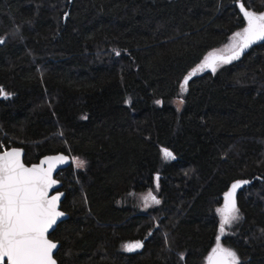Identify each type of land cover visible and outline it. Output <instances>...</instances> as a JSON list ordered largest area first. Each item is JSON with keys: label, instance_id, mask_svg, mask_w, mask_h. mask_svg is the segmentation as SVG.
Segmentation results:
<instances>
[{"label": "trees", "instance_id": "1", "mask_svg": "<svg viewBox=\"0 0 264 264\" xmlns=\"http://www.w3.org/2000/svg\"><path fill=\"white\" fill-rule=\"evenodd\" d=\"M239 1L264 14V0H0V144L26 165H83L56 175L57 264H206L217 237L264 264V39L211 62L247 27ZM145 192L159 203L142 210Z\"/></svg>", "mask_w": 264, "mask_h": 264}, {"label": "snow or ice", "instance_id": "2", "mask_svg": "<svg viewBox=\"0 0 264 264\" xmlns=\"http://www.w3.org/2000/svg\"><path fill=\"white\" fill-rule=\"evenodd\" d=\"M241 12L248 25L243 30L242 51L256 40L264 39V15L257 16L245 10L243 5H241ZM239 55L240 52H236L229 59H234ZM207 66L210 65L205 63L200 68ZM213 71H215L214 67ZM188 79L189 77L185 78L184 84L181 85L182 88L187 85ZM162 151L165 158L172 157V153L168 150ZM20 156L21 153L18 150L5 151L0 154V264H4L5 258L7 264H55L52 250L56 248V244L46 237V233L63 213L57 211L56 208V201L59 197L47 198L49 188L55 184L51 178V165L47 170L39 165L25 167ZM53 159L63 160L64 157ZM79 163L82 166V162ZM232 187L235 190L239 184H234ZM233 195L234 192H230L225 197V209L221 210V233L224 232L225 225H229L238 218L234 214L237 211L234 199L228 203ZM148 198L159 203L151 193L145 197L146 200ZM219 239L217 237L218 247ZM139 246L128 247L132 250ZM213 251L215 252L216 249ZM221 251L227 257L232 258L233 264H239L235 253L224 249Z\"/></svg>", "mask_w": 264, "mask_h": 264}, {"label": "water", "instance_id": "3", "mask_svg": "<svg viewBox=\"0 0 264 264\" xmlns=\"http://www.w3.org/2000/svg\"><path fill=\"white\" fill-rule=\"evenodd\" d=\"M241 5H243L242 2H240V1L237 2V10L240 12V14L246 20V18L244 17L243 13L241 12ZM245 10H247V9L245 8ZM247 11H249V10H247ZM243 43H244V41H243V38H242L241 44L239 45V47L235 51L231 52L230 54H228L226 56L212 57L211 62H214L217 59L227 60L228 58L234 56V54L236 52H243L245 50V48H243V50L241 51V46H242ZM0 98L1 99H5V98H8V96H5L4 92H2L1 95H0ZM12 150H18L21 153L20 160L23 163L24 150L22 148L14 147V148H10V149H8L6 151H12ZM3 153L4 152H1L0 154H3ZM61 156L64 157L63 160L53 159L55 157H61ZM42 161H44V163H41ZM71 162H72V160H71L69 155H66V154H63V153H58V154L44 155L37 161V163H34V164L26 165V164L23 163L25 165V167H33V166L39 165L41 168H43L45 170H47L49 168V166L51 165V178L55 181V184H53L49 188L48 193H47V198L51 199L53 196L59 197V199L56 201V208H57V211H59V212H62L60 210V203L62 202V200H63V198L65 196V192L62 190V183L59 180H57L56 175H57L58 172L68 168L72 164ZM235 184H239V187H237L235 190H233V187H231L230 191H229V193L230 192H234V195L240 188H242L244 186H247L248 185V181H245V182L241 181V182H237ZM234 195H233V197H234ZM233 197H231L229 199L228 203L231 202ZM62 213H63V215L58 217L56 222H55V224H53L52 227L48 229V232L46 233V237L47 238L53 232V230L55 229V227H56V225L58 223L66 220L68 218V215L66 213H64V212H62ZM50 241L56 244V248H54L52 250V258L54 259V255L56 254V252L58 250L59 244L57 242L52 241V240H50ZM54 261H55V264H57L55 259H54ZM4 264H7L6 258H5ZM207 264H230V259H229V257H227L225 255L224 252H222L221 250L217 249L215 252L213 251L211 253V255L209 256V258L207 260Z\"/></svg>", "mask_w": 264, "mask_h": 264}, {"label": "rangeland", "instance_id": "4", "mask_svg": "<svg viewBox=\"0 0 264 264\" xmlns=\"http://www.w3.org/2000/svg\"><path fill=\"white\" fill-rule=\"evenodd\" d=\"M264 15V14H263ZM237 33H240L241 35L240 36H237L236 34ZM243 35H244V31L243 30H241V31H239V32H236L235 34H233L232 36H230L229 38H228V41H227V43L226 44H224V45H222V46H220L219 48H217V49H215L214 51H213V54L211 55V57H216V56H219V55H221V56H226V55H228V54H230L231 52H233V51H235L238 47H239V45L241 44V40H242V38H243ZM175 106L179 109L180 107H181V101L179 100V99H176L175 100ZM80 161H78V160H76V159H72V167L74 168V169H76V168H80V167H82L81 165H80V163H79ZM149 193H151V192H145V193H141V194H138V195H136L134 198H135V201H136V203H137V205L140 207V209H142V210H145V209H148L149 207H151V206H153V205H155L156 203L155 202H153V200L151 199V198H148L147 200L145 199V197H148V194ZM152 195V194H151ZM153 196V195H152ZM225 205H226V201L224 202V204L217 210V214H218V216H219V220H220V224H221V219H222V213H221V210H224L225 209ZM237 217H238V213H237V211L234 213ZM239 218V217H238ZM238 218L236 219V220H234V221H232L229 225H225L224 226V232L225 231H228V230H232V228L236 225V223H237V221H238ZM133 244H122L121 245V251H124V252H129V251H133V250H135L136 249V247H134V248H132V250H129V247L128 246H132ZM214 249H219V250H221V249H224L223 247H221V246H219L218 247V245H216L215 247H214ZM213 249V250H214ZM213 250H212V252H213ZM224 250H226V249H224ZM228 251V250H227ZM211 252V253H212ZM211 255V254H210ZM209 255V256H210ZM209 256L207 257V259H206V264H207V260H208V258H209ZM229 259H230V264H233V261H232V258L231 257H229Z\"/></svg>", "mask_w": 264, "mask_h": 264}, {"label": "built area", "instance_id": "5", "mask_svg": "<svg viewBox=\"0 0 264 264\" xmlns=\"http://www.w3.org/2000/svg\"><path fill=\"white\" fill-rule=\"evenodd\" d=\"M8 145L4 144V143H1L0 144V153L1 152H5L6 150H8Z\"/></svg>", "mask_w": 264, "mask_h": 264}, {"label": "bare ground", "instance_id": "6", "mask_svg": "<svg viewBox=\"0 0 264 264\" xmlns=\"http://www.w3.org/2000/svg\"><path fill=\"white\" fill-rule=\"evenodd\" d=\"M5 99H7V98H5Z\"/></svg>", "mask_w": 264, "mask_h": 264}]
</instances>
